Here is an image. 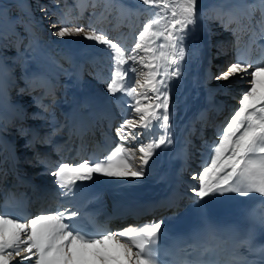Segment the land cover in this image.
Here are the masks:
<instances>
[{"label": "snow or ice", "instance_id": "obj_1", "mask_svg": "<svg viewBox=\"0 0 264 264\" xmlns=\"http://www.w3.org/2000/svg\"><path fill=\"white\" fill-rule=\"evenodd\" d=\"M144 5L167 9L170 13L163 30H154L160 19H152L143 25L138 33L137 42L131 49L122 47L102 30L91 25L60 24L51 25L52 35L60 39L66 37H83L107 48L112 57L113 70L105 82V90L110 96L118 93L129 98V112L118 128L115 129L120 144L116 145L103 160L83 159L75 163H60L57 171L51 172L55 183L60 188L68 203L61 211L45 210L53 214H36L26 218L10 214H0V264H157L161 252L160 237L167 235V217L153 219L138 228L125 227L118 232L103 230L95 223L92 216L84 215L73 198V187L78 182L94 181L96 177L114 181L138 182L151 178L149 164L156 151L172 144L174 127V102L172 101L171 83L180 80L184 75L185 41L196 30L197 18L202 15L199 0H141ZM264 7V0H259ZM250 10L252 5L247 6ZM248 15L251 12L247 13ZM26 15L31 16L30 12ZM231 13L218 12V16ZM231 22V20H230ZM22 27L30 37L23 51L18 47L25 37L17 31ZM227 30V28L225 29ZM211 33L209 32V36ZM235 35V32H233ZM15 38L12 40V38ZM260 39H264V28ZM16 48V55L7 57L4 52ZM157 41H161L159 45ZM257 41L253 33L252 43ZM163 49H167L164 51ZM264 51V45L261 46ZM141 51L147 55H141ZM127 56V59L125 58ZM18 58H24L21 65L22 74L29 90L38 85L44 87V95L54 94L51 83L42 71L29 74L27 64L36 62L38 69L43 61L55 64L66 77L71 78L73 71L63 68L50 57L31 32L30 24L19 17L4 21L0 16V70L6 79H0V96H5L7 89L15 84V66ZM11 60L12 66L7 65ZM128 65V67H124ZM135 65L146 67L144 82L135 78ZM132 73L135 86L126 81ZM82 78V77H78ZM211 79L230 82L246 80V88L240 93L239 106L226 119L216 133L215 139L204 147L209 155L202 163L199 172L191 174L194 186L191 208L198 214L204 231L215 241L217 254H227L226 264H264V247L257 248L253 238L257 230L264 233V210L256 213L255 207L245 210L247 227L232 226L229 239H218L215 233L222 231L221 226L212 221L211 212L214 203L231 204L236 199L257 201L264 209V60L259 62L250 58L238 57L236 62H229L227 67ZM138 87L142 91L138 92ZM25 88L18 89L17 95L23 96ZM151 93V94H150ZM37 108L47 112V106L40 97H33ZM33 119H43L33 114ZM153 128L160 130L151 142L139 143L134 149L123 145L129 141L139 140ZM21 135L25 130L21 129ZM44 143H49L45 140ZM31 141L26 143V147ZM140 154L136 155V152ZM162 179V178H161ZM178 198L169 196L162 201L146 207H176ZM27 219V222H22ZM257 257L249 259V257ZM189 264V262H177ZM201 264V262H191ZM217 264V262H212Z\"/></svg>", "mask_w": 264, "mask_h": 264}, {"label": "bare ground", "instance_id": "obj_2", "mask_svg": "<svg viewBox=\"0 0 264 264\" xmlns=\"http://www.w3.org/2000/svg\"><path fill=\"white\" fill-rule=\"evenodd\" d=\"M15 1L18 6L19 1ZM63 1H66V4L61 5L70 12L72 6L67 4L68 0ZM90 1L81 0L78 4L80 15L75 17L73 11L70 15L67 14L69 18H66L65 21L72 19L75 24L86 25L85 10L91 6L96 8L94 1ZM95 2L98 3L99 0H95ZM101 4L104 6L103 11L95 12L97 17L94 18V22L90 21L89 24L104 31L114 42L120 43L126 49L134 47L143 25L156 19L153 11L157 10L158 12L161 9L145 5L143 7L140 4L135 8H126L116 0H104V3ZM199 5L198 11L202 15L197 18L195 32L190 34L185 41L184 75L180 80L173 81L170 85L174 102L172 144L156 151L149 164V169L152 172L151 178L138 182L94 178L96 187H92L94 189L91 188L87 196H90V204L99 211L100 218H107L105 215L113 211L121 212L120 216H126L130 209L140 208L147 213L146 223L162 217H167L171 221L175 213L187 207L192 202L190 188L195 183L191 180V174L199 172L202 163L209 155V150L204 147V144L205 142L211 144L215 139L216 133L223 126L225 119L238 108L240 93L246 88V80L237 79L227 83L206 82L221 65L226 67L228 60L232 57L235 62L238 57L250 58L256 62L264 60V51L261 49L264 39L259 38L261 29L264 28V7L260 5L259 0H203ZM248 5H252L253 8L250 10ZM76 7L78 9V6ZM166 12L169 18L170 13L167 9ZM218 12L231 13V16H218ZM249 12H251L250 15L247 14ZM54 15L56 13H53L51 19L56 18ZM25 22L30 24L31 32L43 50L63 68L74 73L71 78L65 77V82H63L61 77L63 73L56 68L55 64L43 60L40 61L43 65L42 68L38 69L37 63L34 62L32 67L27 64L26 69L29 74L42 71L51 83L53 91L56 85L62 81L70 94L65 99V104L58 102V104L60 103V114H62L61 119L67 118L65 122L67 127L64 130H67L68 125L72 124L75 119L80 121L77 136L81 138V147L75 160L69 163L86 159L89 153H92L94 160H103L116 145L120 144L113 125H116L115 128L120 126L129 112L127 105L131 103L128 97L119 93L113 97L105 90V82L109 80L113 70L110 51L102 45L85 40L83 37H66L64 41L56 43L41 28L30 21L25 20ZM166 23H163L162 29ZM226 28L227 30H225ZM253 33L257 37L255 44L251 42ZM27 39L29 42L30 37L27 36ZM72 40L81 42L84 49H78L74 43L70 42ZM140 54L146 56L147 62V55L142 51ZM212 54L214 55L213 59ZM125 58L127 59V56ZM24 63L25 60H23ZM85 66H89V70H87L88 73L83 74ZM125 66L128 67V65ZM135 67L138 73L135 78L140 79L143 83L144 74L149 70L141 65H135ZM132 76L133 74L131 79L126 82L135 86ZM6 78L4 71L0 70V79ZM20 88H25L28 93L23 96L17 95V99H13L12 90L18 91ZM45 90L44 87L38 85L35 90H29L26 88L24 80L19 82L15 79V84L7 89L6 95L0 96V214H2L1 206L5 198L4 190L8 185L7 170L2 159L7 157L8 149L12 150L16 146V142L13 144L7 138L11 134L14 137L15 133L20 132L21 129H27V123L35 124L38 121V119H33V114L39 110L33 102V97H40L42 103L46 105L43 100L47 99V96L44 95ZM137 91L140 92L142 89L138 87ZM11 107L16 109L15 111L20 115L12 111ZM54 108L49 114L51 129L62 121L60 117L59 120L55 119ZM11 112H14L17 117ZM18 117H24L25 122H19ZM46 123L48 122L46 121ZM159 134H161L160 130L153 128L139 140L129 141L123 147L125 150L134 149L137 144L151 142ZM18 137L23 138L21 134ZM71 137L73 139V135H70L68 139L71 140ZM39 140L42 141V138ZM111 146L113 148L109 149ZM30 148L34 150L33 147ZM37 148L38 151L41 149L39 145ZM72 153H65V156L70 157ZM136 155H140L138 151ZM50 175L46 176L49 178ZM24 185V181H18V186L23 187ZM33 190L40 196V199L47 194L42 187H36ZM169 196L178 198L176 207H146ZM37 203L38 200L32 205V210ZM151 211H154L153 217L149 215ZM33 214L34 212L29 218L34 217ZM139 222L135 224L129 222L125 224L124 228H136ZM186 222L187 218L176 219L172 222L171 227L181 228Z\"/></svg>", "mask_w": 264, "mask_h": 264}, {"label": "rangeland", "instance_id": "obj_3", "mask_svg": "<svg viewBox=\"0 0 264 264\" xmlns=\"http://www.w3.org/2000/svg\"><path fill=\"white\" fill-rule=\"evenodd\" d=\"M18 1H19L20 4L18 3V6H17L15 4V2H16L15 0H0V16L3 17L4 21H11V20H14L17 17H19L20 19H22L24 21L25 20L30 21L35 26H38L39 28H41L45 32V34H47V36L51 40L55 41L56 43L62 42V41H64V39H60V38L55 37V36H53L51 34L52 31H53V29L51 28V25L57 24L58 25L57 27H59L60 24H58L57 21H61V22L66 23V24H75V22H72V19H69V20L65 21L66 18H69V15L73 11H74L73 14H74L75 17L80 15V9H79V5L78 4H79V2L81 0H68L67 4H70L72 6V9L70 10V12L67 11V8H65L64 6L61 5V4H66V1L64 2L63 0H44V1L43 0H18ZM87 1H90V0H87ZM93 1H94L93 3L96 4V8L91 6L90 8H87L85 10L86 14H84V18L85 17L86 18L84 20L87 23L86 25L83 24L85 26L91 25V24H89L90 21L94 22V18L97 17V16H95V12L98 13V12H102L103 11V7L104 6L101 3H104V0H99L98 3L95 2V0H93ZM116 1H118L119 4L123 5V7L126 6V8H135L138 4H140L141 6L144 7V4L141 2V0H116ZM202 1L203 0H199V3L202 2ZM90 2H92V1H90ZM76 6H78V9H77ZM145 6L147 7V5H145ZM74 7H76V9H74ZM148 7H151V6H148ZM161 11H163L164 13L161 12ZM26 12H30L31 16L26 15ZM53 13H56V15H54L56 17L55 19L54 18L51 19V16L53 15ZM153 13H155L154 15L157 17L156 19H160V21H161L159 25L154 26V30H163L161 28L163 23L168 22V19H169L168 18V13L166 12V9L161 8L160 11H158V12H157V10H154ZM67 14H69V15H67ZM159 15H160V18H159ZM63 16H66V17L64 18ZM80 17H83V16H80ZM156 28H158V29H156ZM17 31L20 33L21 36L25 37L23 43L22 44H18V47L21 50H23L24 47L27 45L28 39H27V36L25 35L24 30H23L22 27H18ZM14 39L15 38L13 37L12 40H14ZM12 40L9 41L10 46L4 52V55L7 56V57H12V56L16 55V48L15 47H11ZM70 42L74 43L77 46L78 49H84L83 45L81 44V42H75L74 40H72ZM160 43H161V41H157L156 42L157 45H159ZM213 56L214 55L212 54V59H213ZM18 60H19V63L15 66L14 77L19 82H22L23 80L20 79L21 74H22L21 65L23 64V60L24 59L18 58ZM229 62H235L233 57H232V59L228 60L227 65H228ZM6 63H7V65L9 67L12 66L11 60H8ZM28 64L31 67L34 66V62H29ZM227 65H226V67H227ZM124 67H126V66H124ZM226 67H223L221 65L220 68H218V70L216 69L217 72L212 74L206 83H209V82L210 83L224 82V81H216L214 79H211V77L213 75L218 74L219 71L225 69ZM87 70H89V66H85L83 74L88 73ZM131 75L132 74L129 73V79L127 81H129L131 79ZM61 77H62V81L65 82V79H66L65 77L66 76H64V74H63ZM62 81H60V83L57 84V86L55 87V89L53 91V92H55V94H53V96L51 97L52 103L46 104L47 109H48L47 112H43V111H41V109L35 111V114H39L40 116L43 117V119H38V120H45V122L47 121V122L50 123L51 118H50L49 114H50V111L52 110L53 107H55L54 108V117H55V119L59 120V117L61 119L62 114H60L61 110H60V106L59 105H60V103L61 104L64 103L65 99L69 97L68 95H70L68 90L65 89V86H64ZM224 83H227V82H224ZM17 92H18L17 90H12V92H11L12 93L11 95H13V99H15V100L17 99L16 98L17 94H14V93H17ZM27 93H28V91H25L24 95L27 94ZM58 102H60V103L58 104ZM45 103H46V100H45ZM13 110H16V109L12 108V111ZM11 114L16 116V114H14V112H11ZM44 115H46L47 117L44 116ZM12 118L14 119L15 117H12ZM116 119L114 120V122L116 121ZM226 119H225V121H226ZM57 125L55 126L56 129L51 134L52 138H56L59 135V133L61 132V130H62V127L57 126ZM113 126H114L113 129L115 130L116 129L115 128L116 125H113ZM15 135H14V140H15ZM7 139H9V141H11L13 144L16 142V140L13 142L12 134H11V136L9 135V137ZM112 148L113 147L111 146L109 149H112Z\"/></svg>", "mask_w": 264, "mask_h": 264}]
</instances>
